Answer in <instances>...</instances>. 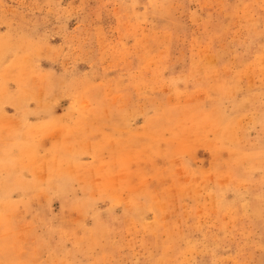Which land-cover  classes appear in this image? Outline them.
Returning a JSON list of instances; mask_svg holds the SVG:
<instances>
[{
    "label": "rangeland",
    "instance_id": "374dc122",
    "mask_svg": "<svg viewBox=\"0 0 264 264\" xmlns=\"http://www.w3.org/2000/svg\"><path fill=\"white\" fill-rule=\"evenodd\" d=\"M0 264H264V0H0Z\"/></svg>",
    "mask_w": 264,
    "mask_h": 264
}]
</instances>
